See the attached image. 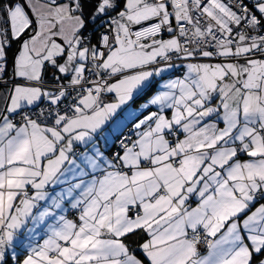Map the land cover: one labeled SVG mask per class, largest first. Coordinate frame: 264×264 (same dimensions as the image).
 I'll return each mask as SVG.
<instances>
[{"label":"snow or ice","instance_id":"snow-or-ice-1","mask_svg":"<svg viewBox=\"0 0 264 264\" xmlns=\"http://www.w3.org/2000/svg\"><path fill=\"white\" fill-rule=\"evenodd\" d=\"M0 264H264V0H0Z\"/></svg>","mask_w":264,"mask_h":264}]
</instances>
